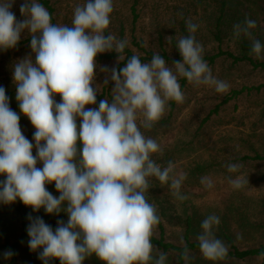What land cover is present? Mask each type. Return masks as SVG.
<instances>
[{
  "label": "clouds",
  "instance_id": "9594fccd",
  "mask_svg": "<svg viewBox=\"0 0 264 264\" xmlns=\"http://www.w3.org/2000/svg\"><path fill=\"white\" fill-rule=\"evenodd\" d=\"M13 2L0 0V49L15 48L25 29L31 33L35 61L17 62L13 78L20 110L36 128L37 155L0 86V175L6 176L0 181V203L19 199L37 212L44 208L48 214H68L67 223L58 221L55 231L41 217L29 216L28 245L33 251L42 249L39 258L44 264L54 258L61 264H84L93 254L104 264H166V254L157 255L151 243L161 220L145 193L149 178L154 177L168 185L176 199L185 201L188 197L180 190L186 174H173L171 161L167 167L156 163L152 155H163V149L140 129H151L164 116L168 101H185L178 77L195 86L213 87L221 94L230 85L213 75L203 45L195 35H188L177 41L183 61L174 62L175 71L159 54L149 63L133 55L125 67L111 70L115 85L111 103L101 100L98 108H86L97 101L92 87L97 56L115 51L124 61L128 41L105 35L113 0H87L76 6L71 27L53 24L49 11L37 0L21 4L26 19L17 21L11 11ZM187 27L193 34L198 29L190 20ZM255 27L251 19L233 26L237 38L243 34L252 40V52L260 57L264 45L253 37L250 30ZM55 95L62 102L57 103ZM77 117L82 120L79 129ZM38 160L42 168L36 166ZM241 167L227 165L232 173ZM201 182L213 187L208 177ZM229 182L239 190L249 180L240 175ZM49 183L55 184L59 197L46 189ZM220 223L218 216H207L197 237L203 257L213 262L228 256L227 246L213 231ZM13 254L8 250L3 255L7 259ZM183 259H190L187 249Z\"/></svg>",
  "mask_w": 264,
  "mask_h": 264
},
{
  "label": "rangeland",
  "instance_id": "374dc122",
  "mask_svg": "<svg viewBox=\"0 0 264 264\" xmlns=\"http://www.w3.org/2000/svg\"><path fill=\"white\" fill-rule=\"evenodd\" d=\"M45 1L49 2L52 13ZM226 2L225 16L220 24L221 35L216 37L217 23L221 13V5ZM254 0H113L114 10L110 15L109 29L105 33L114 35L119 40H127L128 45L119 60L115 51L102 54L96 58L95 81L92 87L97 92L95 105L86 108H98L101 100L111 103V70H119L126 66L131 58L127 51L140 58L142 63H149V53L159 54L167 65L175 71L174 62H182L183 58L177 48L180 37L195 35L196 40L204 47V56L216 55L213 62L208 63L213 75L230 85L227 93H217L207 85L195 86L186 78L178 77L181 90L185 95L183 103L168 101L164 116L151 129L141 127L146 137H151L163 149V155L153 154L152 159L161 167H167L171 161L175 165L173 174L185 173L186 179L181 186V193L188 197L185 201L176 199L168 185H162L156 178H149L150 188L145 193L149 203L155 205L161 224L155 235L164 237L166 242L176 246H185L184 219L193 217V228L190 240L199 242L197 237L203 231L201 222L209 215H216L221 223L214 226L215 236L231 251V243L225 234L232 237L233 243L241 250L259 248L264 244V53L257 57L254 53L250 61H235L228 53L241 56L240 37L234 34L233 26L246 19L256 22L251 29L252 35L264 45V14L257 12ZM30 0H14L11 11L17 21L26 17L20 6ZM51 15L55 25L72 26L74 9L83 6L87 0H37ZM198 25L197 31L190 33L187 21ZM170 40V42H169ZM252 43V40L247 37ZM35 61V53L31 48V33L25 29L15 48L0 49V86L4 87L9 97V106L20 117L23 135L33 144V155H37L34 132L36 128L24 115L16 99L17 86L13 78L14 65L24 59ZM57 103L62 102L60 95H55ZM141 116L138 119L142 120ZM82 123L77 117V127ZM43 143V142H42ZM82 149V142H78ZM228 164L242 165L239 172L228 171ZM42 168V161L37 162ZM198 166H204L199 172ZM243 175L249 183L242 189H234L229 180ZM208 177L213 182L207 188L201 182ZM6 176L0 175V181ZM55 197L60 192L54 183L45 185ZM22 205V208L20 207ZM29 216L41 217L45 223L57 224L69 216L65 211L59 214H48L44 208L38 212L17 199L14 203H0V245L9 239L11 244L17 242L23 232L24 223L29 225ZM156 254L163 252L167 256L166 264H179L180 252L170 250L164 252L156 247ZM0 250V264H11L12 258H5ZM39 251H42L40 249ZM39 251L30 249L25 242L17 249L16 264H44L39 258ZM190 259L183 264H264L263 255L238 258L229 256L222 261H209L203 257L200 249L188 252ZM49 264H60L59 259H52ZM84 264H93L90 261Z\"/></svg>",
  "mask_w": 264,
  "mask_h": 264
},
{
  "label": "trees",
  "instance_id": "16d2710c",
  "mask_svg": "<svg viewBox=\"0 0 264 264\" xmlns=\"http://www.w3.org/2000/svg\"><path fill=\"white\" fill-rule=\"evenodd\" d=\"M256 5L257 8V12H260L262 14H264V0H254L253 1ZM45 5L48 6V8L50 9L51 13V7L49 5V2L45 1L44 2ZM226 7V2L223 1V4L221 5V13L218 19V23H217V34L216 37L220 38L221 35V22L225 16L224 10ZM184 33L186 34V36L189 35L188 31L185 29V27H183ZM240 48H241V56H235L233 55V53H228L232 56V58H234L235 61H250L251 63H254L253 59L251 58V54H253L252 52V43H250L247 40V37L244 36L243 34H241L240 36ZM129 56H133V54L130 51H127ZM103 56H113L112 54H99L97 57H103ZM149 56L151 58H153L154 54L152 52L149 53ZM216 55L213 56H204L205 61L208 60L209 62H213L215 60ZM260 64L261 66L264 67V61L260 62V63H256V65ZM8 97L12 96L11 93L7 94ZM204 166H198L196 170H198L199 172H203L204 171ZM22 208V205L20 206ZM193 217L187 216L184 219V223L183 226H185L186 230H185V238L187 240V243L185 246H176L172 243L166 242L164 237L161 236L160 238L153 236L151 239V243L158 247L159 249H162L164 252H168L170 250H176L178 252H180L179 255V264H183V254L185 252V250L187 249L188 252L191 250H198L200 249L199 247V242H193L190 240V233L192 231L193 228ZM49 226L52 227L53 231H55V229L59 226L57 224H50L47 223ZM160 225L162 226V224L160 223ZM27 228L28 225L27 223H24V228H23V232L19 238V240L13 244H11L9 242V239H6L5 243L0 245V250L5 248V249H9L11 250L14 254L11 256L12 260H11V264H16V259H17V249L24 244L25 242H28L30 237L28 236L27 233ZM226 236V240L231 243V251L230 253H228V256L225 258H229V256H234V257H238V258H246L248 256H254V255H263L264 256V244L262 246H260L259 248H253V249H246V250H241L239 249L234 243H233V239L230 235L225 234ZM90 261V263L92 262L93 264H104V261L100 260L95 254H93L90 257L86 258V262ZM61 264V262H60Z\"/></svg>",
  "mask_w": 264,
  "mask_h": 264
}]
</instances>
